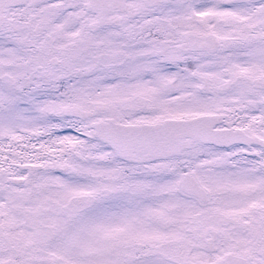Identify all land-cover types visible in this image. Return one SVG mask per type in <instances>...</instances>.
<instances>
[{
	"label": "snow or ice",
	"instance_id": "obj_1",
	"mask_svg": "<svg viewBox=\"0 0 264 264\" xmlns=\"http://www.w3.org/2000/svg\"><path fill=\"white\" fill-rule=\"evenodd\" d=\"M0 264H264V0H0Z\"/></svg>",
	"mask_w": 264,
	"mask_h": 264
}]
</instances>
